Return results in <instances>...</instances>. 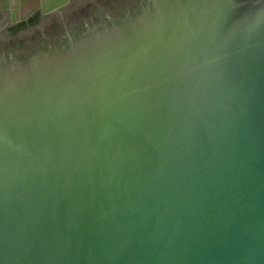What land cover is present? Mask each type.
I'll list each match as a JSON object with an SVG mask.
<instances>
[{
    "label": "water",
    "instance_id": "obj_1",
    "mask_svg": "<svg viewBox=\"0 0 264 264\" xmlns=\"http://www.w3.org/2000/svg\"><path fill=\"white\" fill-rule=\"evenodd\" d=\"M0 264H264V0H0Z\"/></svg>",
    "mask_w": 264,
    "mask_h": 264
}]
</instances>
